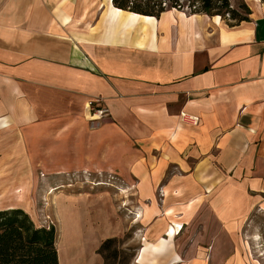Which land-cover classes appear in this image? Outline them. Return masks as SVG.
Listing matches in <instances>:
<instances>
[{"label":"crops","instance_id":"obj_1","mask_svg":"<svg viewBox=\"0 0 264 264\" xmlns=\"http://www.w3.org/2000/svg\"><path fill=\"white\" fill-rule=\"evenodd\" d=\"M247 6L228 24L111 0H0V149L50 129L51 149L116 172L137 205L135 262L204 264L180 250L225 249L222 264H238L234 235L264 203V0ZM90 107L106 109L93 126Z\"/></svg>","mask_w":264,"mask_h":264},{"label":"rangeland","instance_id":"obj_2","mask_svg":"<svg viewBox=\"0 0 264 264\" xmlns=\"http://www.w3.org/2000/svg\"><path fill=\"white\" fill-rule=\"evenodd\" d=\"M228 1L238 16H247L242 20L248 19L249 13L243 4L248 8L249 0ZM180 3L184 11L193 9L190 0H181ZM221 18L231 24L240 21L230 18L225 12ZM49 130L29 131L26 139L28 149H0V175L8 174L9 178L19 179L20 183H17L21 186H17L15 181L21 190L20 200L9 202L3 198L0 208L19 207L34 225H52L54 247L59 248L56 253L58 264H141L134 261L141 241L137 224L141 225L134 215L137 205L130 197L131 187L122 185L116 172L99 169L92 164L84 166L81 158L77 160L67 155L65 146L51 149ZM241 229V233L234 235L235 242L242 245L238 264H264L262 201L254 207ZM106 237H114L110 250L115 248L116 254L111 256L110 250L105 249L103 254L107 256L104 259L97 252V247ZM227 252L230 251L180 250L184 258L200 256L204 264H209L210 254L214 264H222L221 259ZM183 261L174 264H189Z\"/></svg>","mask_w":264,"mask_h":264},{"label":"trees","instance_id":"obj_3","mask_svg":"<svg viewBox=\"0 0 264 264\" xmlns=\"http://www.w3.org/2000/svg\"><path fill=\"white\" fill-rule=\"evenodd\" d=\"M120 8L157 16L165 8H180L181 0H111ZM167 1V2H165ZM193 9L189 12L223 16L229 13L232 19H246L238 16L229 6L228 0H190ZM246 12L249 9L243 4ZM231 24V23H228ZM114 237L104 238L97 247V252L105 259L103 250H110ZM57 250L54 247V228L52 225L36 226L28 214L19 207L0 208V264H58ZM115 256L116 250H110ZM109 255V253H108Z\"/></svg>","mask_w":264,"mask_h":264},{"label":"bare ground","instance_id":"obj_4","mask_svg":"<svg viewBox=\"0 0 264 264\" xmlns=\"http://www.w3.org/2000/svg\"><path fill=\"white\" fill-rule=\"evenodd\" d=\"M15 181H16V183L19 182V180L12 179V178L11 179H0V200L3 198L9 202H16V201L20 200L18 197H20V194H21V190L19 188L21 186H19L17 183L16 185L19 186L17 188L15 185ZM3 205H5V204H3Z\"/></svg>","mask_w":264,"mask_h":264},{"label":"built area","instance_id":"obj_5","mask_svg":"<svg viewBox=\"0 0 264 264\" xmlns=\"http://www.w3.org/2000/svg\"><path fill=\"white\" fill-rule=\"evenodd\" d=\"M106 114V109L103 107H90V115H89V125L93 126L96 124V121ZM181 114H183L181 112Z\"/></svg>","mask_w":264,"mask_h":264}]
</instances>
